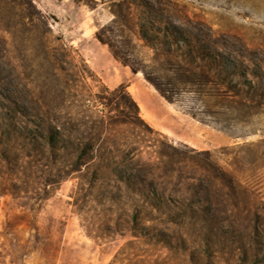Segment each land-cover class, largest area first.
<instances>
[{"label":"rangeland","instance_id":"rangeland-1","mask_svg":"<svg viewBox=\"0 0 264 264\" xmlns=\"http://www.w3.org/2000/svg\"><path fill=\"white\" fill-rule=\"evenodd\" d=\"M0 224V264H264V0H0Z\"/></svg>","mask_w":264,"mask_h":264},{"label":"trees","instance_id":"trees-1","mask_svg":"<svg viewBox=\"0 0 264 264\" xmlns=\"http://www.w3.org/2000/svg\"><path fill=\"white\" fill-rule=\"evenodd\" d=\"M100 41L107 44L111 50V52L113 53V55L118 59V60H121L123 64L125 65H130L131 63H129V61L124 57L122 56L115 48V46L112 44L111 41H105L103 39L100 38ZM178 49L182 52H185L184 51V48L183 47H178ZM173 52V51H172ZM170 54H174L170 52ZM184 54H187V53H184ZM209 56V53L206 52V51H202L201 53V57L202 58H205V57H208ZM189 57L192 58V54L189 55ZM187 60V59H185ZM190 62V60L188 61ZM192 64V63H190ZM224 68H228L226 66H222L220 68V70L224 69ZM134 71L138 72V69L137 68H133ZM202 69V68H201ZM211 69L209 68L208 65H205L203 66V69H202V74H198L196 76V78H192L190 83L193 84V86H196V90H193L192 92L196 93V94H199V96H201L203 99H206V101H210L209 99L211 98H215V97H227V98H230V97H235V98H239L241 95L240 93H234V94H219V95H216V94H213L212 91H210L209 89V85L210 83H214L217 82V80H212L214 79L212 77L213 73L210 71ZM211 72V73H210ZM192 73V72H191ZM194 75V74H193ZM214 76L215 77H219L221 76V74H216L214 73ZM220 80V79H218ZM226 82V81H224ZM224 84V83H223ZM228 86V85H227ZM160 94L171 104H175V101H176V97L174 96L173 93H168L167 90H163L161 87H157ZM229 89V87H227ZM233 88V87H232ZM231 89V88H230ZM119 92H123L125 94V98L121 100V102L118 103V108H122V107H125V108H128V109H134L135 110V115L137 118H140V108H139V105L138 103L131 97V95L126 91V87L121 85L119 88H117L114 93H119ZM201 94V95H200ZM250 95H248L249 97ZM127 114V118L130 122L133 123V117H131V115H128L130 113H126ZM132 114V113H131ZM192 114V113H191ZM192 117L196 118L197 115L196 114H192ZM203 120V119H202ZM54 137H52V140H53Z\"/></svg>","mask_w":264,"mask_h":264},{"label":"built area","instance_id":"built-area-1","mask_svg":"<svg viewBox=\"0 0 264 264\" xmlns=\"http://www.w3.org/2000/svg\"><path fill=\"white\" fill-rule=\"evenodd\" d=\"M58 196H61L65 202L70 203L74 201V197L73 195L67 193L66 195H62L61 193H57Z\"/></svg>","mask_w":264,"mask_h":264},{"label":"bare ground","instance_id":"bare-ground-1","mask_svg":"<svg viewBox=\"0 0 264 264\" xmlns=\"http://www.w3.org/2000/svg\"><path fill=\"white\" fill-rule=\"evenodd\" d=\"M133 91V90H132ZM138 96H140V92L139 91H134ZM141 97V96H140ZM141 108L144 109L145 108V105H143V103L141 104ZM2 226L0 224V249H1V243L3 241V238H2V235H3V232H2Z\"/></svg>","mask_w":264,"mask_h":264},{"label":"water","instance_id":"water-1","mask_svg":"<svg viewBox=\"0 0 264 264\" xmlns=\"http://www.w3.org/2000/svg\"><path fill=\"white\" fill-rule=\"evenodd\" d=\"M68 188H71L72 187V183H68Z\"/></svg>","mask_w":264,"mask_h":264}]
</instances>
